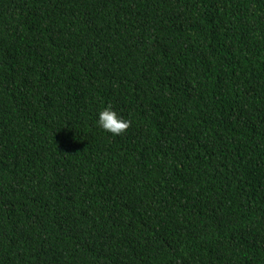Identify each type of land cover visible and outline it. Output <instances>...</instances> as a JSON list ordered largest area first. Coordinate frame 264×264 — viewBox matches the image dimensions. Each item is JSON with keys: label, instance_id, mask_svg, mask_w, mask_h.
Here are the masks:
<instances>
[{"label": "trees", "instance_id": "1", "mask_svg": "<svg viewBox=\"0 0 264 264\" xmlns=\"http://www.w3.org/2000/svg\"><path fill=\"white\" fill-rule=\"evenodd\" d=\"M0 264H264V0H0Z\"/></svg>", "mask_w": 264, "mask_h": 264}, {"label": "clouds", "instance_id": "2", "mask_svg": "<svg viewBox=\"0 0 264 264\" xmlns=\"http://www.w3.org/2000/svg\"><path fill=\"white\" fill-rule=\"evenodd\" d=\"M97 124L105 132L111 133L113 136H118L127 130L130 121L125 119L111 106H106L99 112Z\"/></svg>", "mask_w": 264, "mask_h": 264}]
</instances>
